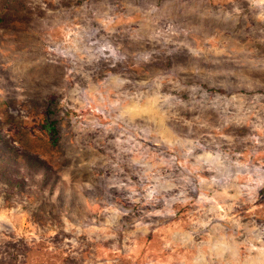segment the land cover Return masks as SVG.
Instances as JSON below:
<instances>
[{"label": "rangeland", "instance_id": "rangeland-1", "mask_svg": "<svg viewBox=\"0 0 264 264\" xmlns=\"http://www.w3.org/2000/svg\"><path fill=\"white\" fill-rule=\"evenodd\" d=\"M0 264H264V0H0Z\"/></svg>", "mask_w": 264, "mask_h": 264}, {"label": "trees", "instance_id": "trees-1", "mask_svg": "<svg viewBox=\"0 0 264 264\" xmlns=\"http://www.w3.org/2000/svg\"><path fill=\"white\" fill-rule=\"evenodd\" d=\"M45 127L51 131V134H52V139L54 142H56L58 140V128H57V125H56V121H50L48 122Z\"/></svg>", "mask_w": 264, "mask_h": 264}]
</instances>
